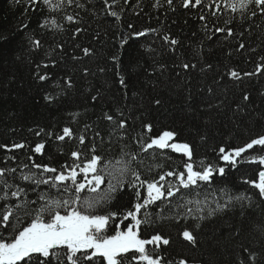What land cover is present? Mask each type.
Returning <instances> with one entry per match:
<instances>
[{
    "label": "trees",
    "instance_id": "obj_1",
    "mask_svg": "<svg viewBox=\"0 0 264 264\" xmlns=\"http://www.w3.org/2000/svg\"><path fill=\"white\" fill-rule=\"evenodd\" d=\"M61 2L62 7L49 8L42 0L35 5L29 0H0V145L11 149L13 144H25L23 149L0 148V168H17L19 176L18 166L30 165L27 158L31 155L35 163L59 169L73 163L72 151L90 157L93 146L105 162L120 159L122 148L138 153L131 167L148 181L158 180L163 172L183 171L185 162H192L194 170H201V161L216 169L225 167L223 176L214 171L210 182H198V189L181 192L187 199L200 200L209 193L207 207L213 208L216 201L227 199H221L219 190L223 188L233 196H249L250 201L234 202L199 221L200 227L191 217L184 220L175 214L191 208L194 215H206L207 207L205 213H196L194 204L176 208V203H182L179 194L169 198L170 204L157 201L147 209L155 222L140 226L141 238L159 233L170 240L158 253L165 264H179L180 259L187 264H238L247 256L243 247L257 252L264 249V237L254 230L256 225L264 226V200L246 183L258 181L264 166L238 158L232 167L219 159V147L243 146L264 134V74L243 75L254 72L264 57V18L249 20L230 11L212 17L207 8H184L183 0H173L171 6L168 0H108L110 9L104 7V0H73L70 5L68 0H53V6ZM110 11L117 12L119 19L109 15ZM202 13L208 15L207 22L199 19ZM67 15L74 21H67ZM226 19L232 20L228 27L236 34L213 35L214 28L224 27ZM133 32L145 35L132 37ZM165 36L178 43L165 42ZM125 37L128 39L122 43ZM34 41H39V47ZM84 48L90 50L88 55ZM185 63L195 67L184 69ZM230 70L239 72L240 79L231 78ZM39 75L46 79L39 80ZM121 77L126 86L120 84ZM244 94L249 95L248 101L242 99ZM156 100L161 103L157 105ZM105 114L112 115L114 121L105 119ZM122 119L127 122L125 130L117 128ZM144 122L153 125L151 136L175 132L174 142L190 145L191 161L171 149L141 153L134 137ZM65 127L73 136L56 140L55 135H61ZM82 135L83 145L79 142ZM37 143L45 145L42 154L31 152ZM251 155H264V151L254 146L244 154ZM84 159L82 155L76 163ZM166 179L176 183L174 177ZM130 180L129 175L114 198L95 212L118 214L109 222V235L114 234L115 224L124 214L134 210L135 203L143 202L137 201L136 189L128 186ZM16 183L26 182L17 179ZM107 187L106 176L98 191ZM41 190L47 187L41 186ZM140 192L146 196V186ZM52 195L58 194L52 190ZM29 198L34 200L36 195L30 193ZM143 212L138 218L143 219ZM130 222L131 218L124 220L121 227ZM185 227L194 232L196 245L183 240L180 233ZM11 232V227L7 231L0 228L5 238ZM146 247L151 250L154 245Z\"/></svg>",
    "mask_w": 264,
    "mask_h": 264
},
{
    "label": "snow or ice",
    "instance_id": "obj_2",
    "mask_svg": "<svg viewBox=\"0 0 264 264\" xmlns=\"http://www.w3.org/2000/svg\"><path fill=\"white\" fill-rule=\"evenodd\" d=\"M33 5L38 0H29ZM115 2V0H114ZM127 3V0H124ZM173 0H168L171 6ZM42 3L49 8H59L63 4L58 3L53 6V0H42ZM73 0H68V4H72ZM159 3V0H157ZM80 6L79 4L77 5ZM104 7L111 8L108 0H104ZM184 8H200L209 9L212 17H219L222 12L230 11L231 13H239L241 17L251 20L257 16L264 18V0H183ZM250 13V14H249ZM109 15L119 19V14L110 11ZM67 21L73 22L72 15L66 16ZM201 21H208V15L201 14ZM232 23L231 19L224 20V27L216 26L213 35L216 33H226L227 36H233L236 33L233 28L228 27ZM129 28L133 26L128 25ZM206 27V26H205ZM207 30V27H206ZM77 32L81 31L79 28ZM145 35L144 32H133L132 37H140ZM211 38V37H209ZM128 37L122 41L125 43ZM165 42L172 45L178 43L175 39L169 41V37H164ZM39 47V41H34ZM245 45L241 43L240 49ZM85 55L90 53L88 48H84ZM113 60L118 59L113 57ZM46 66V65H45ZM184 69L195 65L183 64ZM101 71H103L101 69ZM256 74H264V57L261 62L256 65L254 72L243 73L244 76H253ZM231 78L239 80L240 73L230 70ZM38 79L43 81L46 79L44 75H39ZM120 84L126 86L123 77L120 78ZM69 87L71 84L69 82ZM46 100L52 97L45 96ZM95 100L96 97H93ZM242 99L248 101V94H244ZM159 105L161 102L156 100ZM122 116L123 113L121 112ZM105 119L114 121V117L105 114ZM117 128L125 130L127 128L126 120H120ZM142 131L134 137L139 144L140 152L147 153L149 150H165L171 149L173 152L182 153L192 159V149L187 143L171 142L174 141L176 133L173 131H163L158 136L148 135L153 132V125L150 122H144L141 125ZM43 129L36 132L39 136ZM49 136L55 135L48 133ZM99 135V133H97ZM73 131L69 127L62 130L61 135H55V139L64 141L66 137L71 138ZM81 145L85 144V137H79ZM254 146H261L264 151V134L253 138L250 142L243 146L231 149L219 147V159L226 165L236 167L238 158L249 164H258L264 166V155L244 156ZM0 148L23 149L25 144H13L11 149L7 145H0ZM45 148L44 143H37L31 152L42 154ZM92 155L86 156L80 151H72L71 156L74 158L71 165H62L59 169L48 164L35 163L31 155L28 160L31 164L19 165V176H17V168H0V228L5 231L11 227L12 232L5 238L0 235V264H165L164 258L158 253L162 245H169L170 240L162 234H154L150 238H141L140 226L142 224L151 225L155 222L152 214L147 211L149 206L155 205L157 201L171 203L169 198L179 199L182 203H176L174 207L183 209L188 204L196 206V213H205V207L209 204L208 195L204 194L202 200L187 199V194L181 192L182 189L194 191L200 187L198 182L208 183L213 178V172L223 176L225 167L215 168L213 165H206L201 161V170H194L192 162H185L183 171H167L159 174L158 180L151 181L141 178L138 170L131 167L133 161L138 160V153L125 152L121 149V158L115 163L111 161H103L100 155H96L95 146L89 149ZM84 155L85 159L82 163H76ZM124 157H127L125 159ZM160 167V165H156ZM27 169V171H24ZM35 169V171H33ZM151 170V169H150ZM82 174V179H81ZM132 180L128 181V186L136 189L137 201L141 199L143 202H137L133 205L134 210H129L123 216L120 223L115 224L114 234L109 235V222L117 217V213L109 212L107 214H95L99 207L109 203L113 198V194L119 187L125 184L128 176ZM108 177V187L100 193L101 184L104 183L105 177ZM167 177H174L176 183L173 184ZM258 181L249 180L246 183L251 184L258 190L261 200H264V170L258 172ZM11 178V179H9ZM19 179L24 184L16 183ZM113 181L115 183H113ZM41 186H46L47 190H41ZM146 186V196H142L140 188ZM52 190L58 194L52 195ZM221 199L227 197L224 203L216 201L215 207H207L206 215H194L193 209H187V212H176V217L187 220L189 217L196 220V227H200L199 221L210 218L218 212L224 211L232 206L234 202L250 201L251 197L244 194L233 196L227 188L220 189ZM88 194L95 195H82ZM30 193L36 195V199H30ZM199 196L200 193L196 192ZM243 206V205H242ZM144 209L143 219L138 218V214ZM131 218V222L126 228H122L124 220ZM254 230L259 231L264 237V226L256 225ZM180 235L183 240L191 245L197 244V239L193 231L188 227L181 230ZM148 245H154L149 250ZM242 252L246 253V258H241L238 264H264V249L260 252L242 248ZM154 253H156L154 255ZM171 264V262H168ZM179 264H187V260L180 259Z\"/></svg>",
    "mask_w": 264,
    "mask_h": 264
},
{
    "label": "rangeland",
    "instance_id": "obj_3",
    "mask_svg": "<svg viewBox=\"0 0 264 264\" xmlns=\"http://www.w3.org/2000/svg\"><path fill=\"white\" fill-rule=\"evenodd\" d=\"M171 142H174V141H171Z\"/></svg>",
    "mask_w": 264,
    "mask_h": 264
}]
</instances>
